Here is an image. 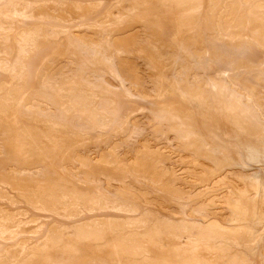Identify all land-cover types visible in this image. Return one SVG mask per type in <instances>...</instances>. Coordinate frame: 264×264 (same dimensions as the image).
<instances>
[{
  "label": "rangeland",
  "instance_id": "1",
  "mask_svg": "<svg viewBox=\"0 0 264 264\" xmlns=\"http://www.w3.org/2000/svg\"><path fill=\"white\" fill-rule=\"evenodd\" d=\"M242 105L264 0H0V264H264Z\"/></svg>",
  "mask_w": 264,
  "mask_h": 264
},
{
  "label": "bare ground",
  "instance_id": "2",
  "mask_svg": "<svg viewBox=\"0 0 264 264\" xmlns=\"http://www.w3.org/2000/svg\"><path fill=\"white\" fill-rule=\"evenodd\" d=\"M2 63H3V61H2ZM209 83L213 87V89H215V91H217V93L223 95V97L225 96V93H227V96L229 95V101H227L228 103H226V104L224 103L223 98L219 99V101H218L219 112L222 114L225 122H230V124H232V125L237 124V122H235L233 120L232 115L226 116L223 112L224 109H231V108L235 107L231 101V98H234V96L229 94V91H228L226 85L218 84L217 82H215L213 80H210ZM234 100H235V102L237 101L238 103L242 104V102L240 100L235 99V98H234ZM238 111L240 112V115L242 117V119H239L240 120L239 124L241 126L243 125V127L246 128L248 132H250L251 134H254L258 142H261V144H259V143L258 144L243 143V145H241V148L237 147V145H235V144H231L233 146V148L238 150V152H237L238 158H239L238 161L241 160V164L246 165V166L250 165V164L251 165L262 164V163H264V144H262L264 142V120L261 118V116L259 114L256 113V111L253 108L247 107L245 105H242L241 108L238 109ZM189 133H190V131H189ZM234 159H235V157H234ZM251 179L253 181V186L256 190V193L258 195L264 196V168L263 167L257 168V170L252 174ZM263 233H264V231L257 234V236L255 237L256 242H254V243H257L261 240Z\"/></svg>",
  "mask_w": 264,
  "mask_h": 264
}]
</instances>
